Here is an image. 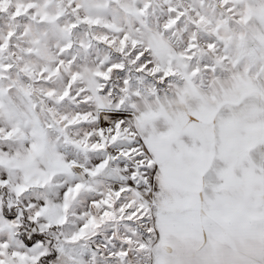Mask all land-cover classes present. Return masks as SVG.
Returning a JSON list of instances; mask_svg holds the SVG:
<instances>
[{"label":"snow or ice","instance_id":"6c2138e0","mask_svg":"<svg viewBox=\"0 0 264 264\" xmlns=\"http://www.w3.org/2000/svg\"><path fill=\"white\" fill-rule=\"evenodd\" d=\"M0 264H264V0H0Z\"/></svg>","mask_w":264,"mask_h":264}]
</instances>
